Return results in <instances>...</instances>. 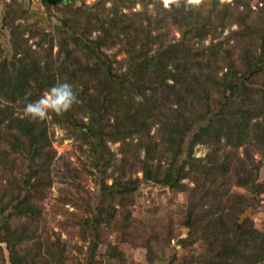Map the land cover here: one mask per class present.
Instances as JSON below:
<instances>
[{"label": "trees", "instance_id": "trees-1", "mask_svg": "<svg viewBox=\"0 0 264 264\" xmlns=\"http://www.w3.org/2000/svg\"><path fill=\"white\" fill-rule=\"evenodd\" d=\"M128 1L44 0L61 15L50 13L51 30L34 33L36 49L24 38L27 26L5 15L13 56L0 54V264H7L4 245L9 264H125L98 256L101 221L115 207H87L80 218L83 239L95 240L88 251L39 235L45 206L36 201L56 168L53 124L93 146L103 203L119 199L127 209L142 182L183 192V181L195 180L201 203H191L188 227L214 221L204 235L208 251L188 264H264V232L246 216L264 194V164L252 155L264 153V17L255 21L252 0H152V16L120 12ZM114 46L124 59L106 52ZM57 81L72 83L78 102L47 121L26 117L25 104ZM109 141L124 142L119 165ZM198 144L210 146L206 162L194 155ZM208 202L213 207L199 209Z\"/></svg>", "mask_w": 264, "mask_h": 264}, {"label": "rangeland", "instance_id": "rangeland-1", "mask_svg": "<svg viewBox=\"0 0 264 264\" xmlns=\"http://www.w3.org/2000/svg\"><path fill=\"white\" fill-rule=\"evenodd\" d=\"M96 1L98 0H77L78 4L85 2L87 5H92ZM250 5L255 12L253 14L256 17L255 21H258L260 16L264 17L263 0H252ZM111 6L112 2H107V7ZM120 9V12L127 15L147 13L152 16L155 5L152 0H129L122 4ZM50 13L54 16L61 15L57 8L49 9L44 0H0V54L8 59L13 56L11 32L4 26L6 14L7 22L15 21L16 24L22 23L27 26L28 31L24 38L28 40L32 49H36L41 37L34 33L51 30L48 19ZM237 29V25L226 29L222 38L228 37L230 32ZM170 32L176 39L181 37V32L176 27L171 26ZM211 42L212 39L208 38L205 44L209 45ZM57 51L58 47L55 46L54 52ZM106 52L119 60L126 56L119 46L107 49ZM50 134L57 152L56 168L53 171L54 182L45 188L43 202L36 201L39 205L45 206L43 219L39 225V235L49 237L52 243L57 241L66 243L69 249L77 254L80 250L78 247L88 251L91 242L95 240L90 236L87 241L83 239L84 229L80 228L82 222L80 218L88 216L87 207L90 209L96 206L115 207L116 209L111 211L115 216L106 215L100 224L99 258H110L125 264H188L196 257L206 254L208 243L204 235L211 230L213 218L208 217L199 221L192 228L187 224L191 203L193 201L201 203L200 195L195 193L197 185L194 179L187 178L183 181L187 186V190L183 192L161 184L142 182L140 189L129 199L131 205L127 209L122 207L119 199L113 202L105 200L103 203L100 175L94 169L92 151L94 148L91 143L83 135L69 133L60 125H51ZM136 141L137 139H134V142ZM108 148L117 156L116 164L119 165L124 157L122 151L124 142L109 141ZM210 151L209 144H198L194 155L206 162ZM239 152L244 155L243 149ZM252 155L258 162L264 164V153L253 152ZM114 172L115 167L108 171L107 184L113 183ZM133 177L142 180V171L136 170ZM260 181L264 182V165ZM233 192L252 197L244 188H235ZM199 205V209L207 210L214 204L208 202ZM246 216L264 232V194L259 196V202H256L255 207L249 210ZM91 232L94 234L93 231H89ZM130 239H133V242ZM4 247L6 262L9 264V252L6 245ZM74 256L79 258L76 254Z\"/></svg>", "mask_w": 264, "mask_h": 264}, {"label": "clouds", "instance_id": "clouds-1", "mask_svg": "<svg viewBox=\"0 0 264 264\" xmlns=\"http://www.w3.org/2000/svg\"><path fill=\"white\" fill-rule=\"evenodd\" d=\"M78 102V96L72 83L57 81L46 88L35 100L27 102L24 114L36 121H47L51 114L63 115Z\"/></svg>", "mask_w": 264, "mask_h": 264}, {"label": "water", "instance_id": "water-1", "mask_svg": "<svg viewBox=\"0 0 264 264\" xmlns=\"http://www.w3.org/2000/svg\"><path fill=\"white\" fill-rule=\"evenodd\" d=\"M48 2L51 4H56L58 2V0H48Z\"/></svg>", "mask_w": 264, "mask_h": 264}]
</instances>
